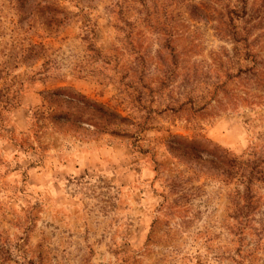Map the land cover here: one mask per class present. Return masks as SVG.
<instances>
[{"label":"rangeland","instance_id":"obj_1","mask_svg":"<svg viewBox=\"0 0 264 264\" xmlns=\"http://www.w3.org/2000/svg\"><path fill=\"white\" fill-rule=\"evenodd\" d=\"M14 1L9 0L14 25L7 20L13 25L9 30L0 20V264H20L13 253L23 258L20 242L27 244L37 231L66 245L62 253L71 248L67 259L77 264L95 257V247L101 245L111 258L102 264H116L117 258L119 264H243L258 252L264 239V207L257 195L264 189V153L252 151L244 159L243 153L236 154L231 141L238 137L245 143L244 129L219 123L212 135L221 142V153L185 158L180 171L157 158L161 150L172 156L186 139L189 109L197 97L184 89L203 75L197 62L183 77L152 75L157 70L150 49L132 39L135 22L117 13L123 28L111 27L125 33L123 43L114 37L121 47L109 45L111 56L96 49L87 76L77 74L73 80L69 74L53 87L56 77L51 74L65 61L93 51L90 44L82 47L89 37L80 36L76 43L69 27L82 11L70 10L80 0L58 2L65 20L55 33L44 31L36 15L18 25ZM135 12L139 15V9ZM89 34L99 36L95 27ZM188 51L198 57L203 47L192 45ZM125 52L138 62L135 74L116 73ZM173 85L175 94L169 91ZM68 87L97 112L115 119L102 121L95 135L88 128L97 124L83 117L76 116L81 123L69 124L75 114L53 101L55 93ZM133 125L142 133L137 140L111 136V131ZM109 137L121 140L126 150L118 153ZM133 154L139 159H129L133 167H127L121 157ZM233 158L240 169L229 167ZM221 184L231 186V192L221 194ZM249 246L253 251L244 254ZM85 248L86 257L80 255Z\"/></svg>","mask_w":264,"mask_h":264},{"label":"clouds","instance_id":"obj_2","mask_svg":"<svg viewBox=\"0 0 264 264\" xmlns=\"http://www.w3.org/2000/svg\"><path fill=\"white\" fill-rule=\"evenodd\" d=\"M73 2L76 3V0ZM10 8L9 0H0V20L5 21V26L9 30L15 20ZM78 9L82 11L69 22V27L77 37L76 43L79 42L80 36H88L82 47L86 48L90 44L93 51H84L79 57L73 56L65 61L64 66L51 74L56 77L51 81L53 87L58 86L59 79L69 74L73 80L77 74L87 76L89 67L94 66L91 65L90 58L96 49L105 56H111L109 45L121 47L114 37H120L123 43L125 33L114 31L111 27L112 24H117L123 28L120 19L117 18V13H121L122 19L135 22L133 42L139 40L150 49L152 68L157 70L151 73L152 75L163 78L164 74L169 76L179 74L183 77L194 61L201 67L203 73L196 83L184 89L187 94L197 97L195 105L189 109L192 115L188 117L186 139L178 142L179 151L169 156L161 150L157 153L158 159L167 161L168 167L180 171L185 167L183 163L185 158L191 160L200 156L215 157L221 153L219 147L221 142L212 135V129L225 121L229 125L235 124L238 129L245 130V143H239L238 137L231 141L236 144V154L243 153L241 159L248 158V153L252 151L264 153V0H80L78 7L70 10L77 12ZM136 9H139V15H136ZM7 20H12L13 25H8ZM93 21L98 23L94 25ZM105 22H109L107 26ZM93 27L99 34L97 39H93L89 34ZM192 45L203 47V52L198 57L188 51ZM64 54L67 56L68 52L65 51ZM209 54L212 59H209ZM158 55L166 57L164 62L156 60ZM137 64L138 62L125 52L119 59L120 67L116 69V73L128 71L130 75L135 74ZM77 65L81 67H76ZM108 75L111 76L112 72ZM189 87L195 88V92L188 93ZM174 90L175 85L169 89L175 94ZM253 100H256L259 107L257 103H252ZM53 101L62 102L75 114L69 120V124L81 123L76 116L97 124L96 128H88L91 135L102 130L100 127L102 121L112 123L115 119L97 112L88 100L77 95L71 87L55 93ZM141 134L134 125L111 131V136H120L125 141L137 140ZM108 139L118 153L126 150L121 140H111V137ZM193 147L196 149L195 152L191 151ZM151 150L155 152V146ZM129 159L139 157L134 154L130 157H121V161L127 167H133L127 163ZM219 186L221 194L232 190L231 186L228 188H224L222 184ZM257 195L260 196L264 207V189ZM20 243L23 258L19 253H13L20 264H29V261L31 264H77V261L67 259L68 254L72 252L71 248L62 253L60 249L67 247L66 245L59 244L55 238L44 239L38 231L32 233L27 244L22 241ZM107 243L105 241V244ZM95 251V257L91 260H79V264H102V261L111 259L104 252L103 245L95 247ZM250 251H253L251 246L245 249L244 254ZM225 254L231 255V251ZM62 255L64 259H61ZM80 255L86 257L87 249L85 248ZM213 255L216 253L213 252ZM116 264H119L118 258ZM162 264H169V261L165 260ZM220 264H235V261L224 260L220 261ZM243 264H264V239L260 241L258 252L253 251V255L244 260Z\"/></svg>","mask_w":264,"mask_h":264},{"label":"trees","instance_id":"obj_3","mask_svg":"<svg viewBox=\"0 0 264 264\" xmlns=\"http://www.w3.org/2000/svg\"><path fill=\"white\" fill-rule=\"evenodd\" d=\"M61 0H53V2H47V0H15V16L18 18L17 24L21 25L22 21L29 23L35 16L38 19V24L44 31L48 33H55L56 30L63 25L65 17L62 10L58 7V2ZM63 1V0H62ZM36 19V22H37ZM240 71V70H239ZM235 158L229 160V167H240L234 163Z\"/></svg>","mask_w":264,"mask_h":264}]
</instances>
